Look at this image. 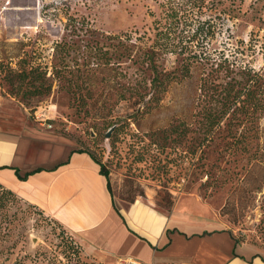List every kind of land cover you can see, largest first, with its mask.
I'll return each mask as SVG.
<instances>
[{
	"label": "rangeland",
	"instance_id": "obj_1",
	"mask_svg": "<svg viewBox=\"0 0 264 264\" xmlns=\"http://www.w3.org/2000/svg\"><path fill=\"white\" fill-rule=\"evenodd\" d=\"M21 133L24 163L86 151L116 206L137 183L264 254V0H0V134ZM0 221V264H94L17 197Z\"/></svg>",
	"mask_w": 264,
	"mask_h": 264
},
{
	"label": "crops",
	"instance_id": "obj_2",
	"mask_svg": "<svg viewBox=\"0 0 264 264\" xmlns=\"http://www.w3.org/2000/svg\"><path fill=\"white\" fill-rule=\"evenodd\" d=\"M23 136L0 134V187L69 231L94 264H120L122 258L143 264H264L255 246L235 244L216 211H190L179 202L161 211L147 195L116 206L86 153L41 144L27 164ZM15 170L31 174L21 181Z\"/></svg>",
	"mask_w": 264,
	"mask_h": 264
},
{
	"label": "trees",
	"instance_id": "obj_3",
	"mask_svg": "<svg viewBox=\"0 0 264 264\" xmlns=\"http://www.w3.org/2000/svg\"><path fill=\"white\" fill-rule=\"evenodd\" d=\"M177 12L175 11V12H173L171 15H167V17H177V14H176ZM159 34H162L161 33V31H160V33ZM161 37H164V36H162L161 35ZM167 44V43H166ZM165 44V45H166ZM164 44H162V43H159V47H163V48H167L166 46H165ZM155 46H157V43H155V45L153 44V48H156ZM167 46H170L169 48L170 49H176V46L175 45H173L172 43H168L167 44ZM20 74H22L24 77H30V76H34V78L37 80V78H39L37 75H39V73H38V70L37 69H35V70H29V71H27V72H21ZM134 94V98H135V100L133 101V103L135 104V105H138V104H140V102H141V100L143 99V96L141 95V94H139V93H137V91L136 90H134V92H133ZM76 152H78V153H86L90 158H91V160L95 163V164H97V166L99 167V174L100 175H102L104 178H105V180H106V186H107V190H108V192H109V194L111 195V197H113L112 196V193H111V187H110V183H109V178H108V171H107V169L105 168V166L104 165H102L96 158H95V156H93L92 154H90V153H88V152H86V151H76ZM38 171H40L39 169H37V170H34L33 172H31V173H34V172H38ZM31 173H26L25 175H23V176H20L19 174H18V171L17 170H15V174H16V176H17V178L19 179V180H21V181H23V180H25L26 178H27V176L28 175H30ZM138 198H145V193H144V191H143V189H142V187L139 185V184H137V183H130L129 185H128V189H127V191H126V195H125V197H124V199H123V201H125V202H127V203H133L136 199H138ZM16 199V196L11 192V191H9V190H6V189H3L2 187H0V209H3V208H5V207H7V205H8V203H10V201H14ZM35 208V207H34ZM42 213V212H41ZM43 214V213H42ZM0 223H1V221H0ZM234 242H235V244L236 243H238V241L236 240V239H234Z\"/></svg>",
	"mask_w": 264,
	"mask_h": 264
},
{
	"label": "built area",
	"instance_id": "obj_4",
	"mask_svg": "<svg viewBox=\"0 0 264 264\" xmlns=\"http://www.w3.org/2000/svg\"><path fill=\"white\" fill-rule=\"evenodd\" d=\"M120 264H143L140 261H137L135 259H131V258H122L119 260Z\"/></svg>",
	"mask_w": 264,
	"mask_h": 264
},
{
	"label": "water",
	"instance_id": "obj_5",
	"mask_svg": "<svg viewBox=\"0 0 264 264\" xmlns=\"http://www.w3.org/2000/svg\"><path fill=\"white\" fill-rule=\"evenodd\" d=\"M112 129H113V128H111V129H110V130H109V131L106 133V135H105V137H106V138H108V137H109V135H110V133H111Z\"/></svg>",
	"mask_w": 264,
	"mask_h": 264
}]
</instances>
